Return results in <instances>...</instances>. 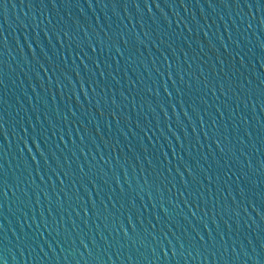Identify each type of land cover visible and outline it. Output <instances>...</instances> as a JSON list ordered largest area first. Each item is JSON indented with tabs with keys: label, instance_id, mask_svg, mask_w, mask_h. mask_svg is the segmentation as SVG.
I'll return each mask as SVG.
<instances>
[{
	"label": "water",
	"instance_id": "1",
	"mask_svg": "<svg viewBox=\"0 0 264 264\" xmlns=\"http://www.w3.org/2000/svg\"><path fill=\"white\" fill-rule=\"evenodd\" d=\"M5 264H264V0H0Z\"/></svg>",
	"mask_w": 264,
	"mask_h": 264
},
{
	"label": "snow or ice",
	"instance_id": "2",
	"mask_svg": "<svg viewBox=\"0 0 264 264\" xmlns=\"http://www.w3.org/2000/svg\"><path fill=\"white\" fill-rule=\"evenodd\" d=\"M0 264H5V261L2 257H0Z\"/></svg>",
	"mask_w": 264,
	"mask_h": 264
}]
</instances>
